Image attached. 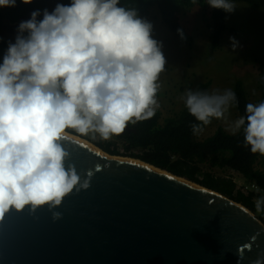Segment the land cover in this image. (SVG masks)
I'll return each mask as SVG.
<instances>
[{
  "label": "clouds",
  "instance_id": "obj_1",
  "mask_svg": "<svg viewBox=\"0 0 264 264\" xmlns=\"http://www.w3.org/2000/svg\"><path fill=\"white\" fill-rule=\"evenodd\" d=\"M207 4L226 13L236 9L232 0ZM15 6L16 0H0V8ZM40 15L34 11L19 24L0 64V219L42 206L54 221L61 219L54 209L74 190L88 189L93 176L89 171L81 180L66 163L65 143H75L67 130L106 141L129 123L153 117L159 107L166 59L152 37L153 25L136 9L120 0H71L51 13L45 9L42 20ZM178 34L183 38L182 30ZM181 99L197 121L191 126L194 135L213 119H224L237 103L231 89L186 90ZM227 130L232 135L243 130L244 146L264 156V101L248 103L246 115ZM255 206L264 210V197Z\"/></svg>",
  "mask_w": 264,
  "mask_h": 264
},
{
  "label": "water",
  "instance_id": "obj_2",
  "mask_svg": "<svg viewBox=\"0 0 264 264\" xmlns=\"http://www.w3.org/2000/svg\"><path fill=\"white\" fill-rule=\"evenodd\" d=\"M22 1V0H21ZM51 13L57 0H32ZM81 180L54 209L0 219V264H254L264 224L229 198L140 160L109 155L70 137Z\"/></svg>",
  "mask_w": 264,
  "mask_h": 264
},
{
  "label": "trees",
  "instance_id": "obj_3",
  "mask_svg": "<svg viewBox=\"0 0 264 264\" xmlns=\"http://www.w3.org/2000/svg\"><path fill=\"white\" fill-rule=\"evenodd\" d=\"M71 0H62L63 5H69ZM232 2L245 3L251 7L259 8L264 12V0H232ZM120 5L137 10L141 18L148 16L152 7H156L161 23L178 39L185 40L183 29L176 22V14L183 8L201 7L206 5L209 9L211 32L208 49L215 51L219 47L222 33L226 30L225 17L227 13L220 9H214L207 4V0H120ZM32 4H24L16 0L15 7L0 8V59L4 57L10 43L2 36V29L6 24H14L24 17ZM40 16L38 20H42ZM234 33V29L227 28ZM182 30L183 38L178 34ZM26 35V34H25ZM259 102L264 101V64L257 62ZM211 82L198 83L191 90L205 91L209 93ZM232 91L235 92L237 103L232 105L238 118L246 115V105L249 103L242 82H234ZM161 113L155 111L153 117L141 120L135 124L129 123L128 128L116 139L124 142L125 151L129 157L140 160L161 170H165L175 176L182 177L202 187L213 190L230 200L239 203L251 213L256 214V203L253 198L264 197V156L253 154L244 146L243 130L236 135L229 134L222 127L208 137L199 139L192 132L191 126L195 121L184 106L171 117L163 119L159 123ZM205 127V126H204ZM204 129V128H203ZM112 143L102 145L97 143L103 152L119 156ZM209 165L221 170L231 169L240 174L241 179L247 183H255L261 194L249 193L247 196L235 190L231 180L223 175H213L212 172L202 170V165ZM259 220L264 224V210L259 211Z\"/></svg>",
  "mask_w": 264,
  "mask_h": 264
},
{
  "label": "rangeland",
  "instance_id": "obj_4",
  "mask_svg": "<svg viewBox=\"0 0 264 264\" xmlns=\"http://www.w3.org/2000/svg\"><path fill=\"white\" fill-rule=\"evenodd\" d=\"M233 3L236 9L227 13L226 30L222 33L219 47L215 51L208 49L211 24L206 5L183 8L176 14V22L183 29L185 40L178 39L161 23L156 7H152L144 18L153 25L152 37L162 44L166 59L165 70L159 77L160 88L156 97L159 104L156 110L161 113L159 123L177 113L182 108L184 101L181 97L185 91L191 90L200 82L210 81L209 94H212L223 93L226 89L232 90L234 82L240 80L249 103H259L257 62L264 64V12L245 3ZM227 28H232L235 32L231 33ZM10 34L6 31L2 36L8 37ZM236 119L238 114L231 106L224 119H213L197 137H208L217 127H222L231 134L227 130L228 126ZM67 131L99 150L101 149L97 147V143L104 145L111 142V147L120 153L119 157L130 158L129 153H136L125 151L124 142L114 136L105 141L98 136L93 139L91 135L82 137L73 130ZM202 170L212 172L213 175L227 174V169L212 168L207 164L202 165ZM254 215L259 218L258 212Z\"/></svg>",
  "mask_w": 264,
  "mask_h": 264
},
{
  "label": "built area",
  "instance_id": "obj_5",
  "mask_svg": "<svg viewBox=\"0 0 264 264\" xmlns=\"http://www.w3.org/2000/svg\"><path fill=\"white\" fill-rule=\"evenodd\" d=\"M3 62V57L0 59V64ZM226 179H229L232 181V183L235 185V190L242 193L243 195L247 196L249 193H254L255 195L261 194L260 189L257 187L255 183H247L241 179V176L239 173H237L234 170L227 168V174L224 175ZM258 200L257 197L253 198V201L256 203Z\"/></svg>",
  "mask_w": 264,
  "mask_h": 264
},
{
  "label": "flooded vegetation",
  "instance_id": "obj_6",
  "mask_svg": "<svg viewBox=\"0 0 264 264\" xmlns=\"http://www.w3.org/2000/svg\"><path fill=\"white\" fill-rule=\"evenodd\" d=\"M57 1H62V0H57ZM32 4V3H31ZM39 10L41 15L43 17V9H41L39 6H37L36 4H32L31 8H30V11L22 18H20L16 23L14 24H6L3 29H2V33H5L6 31L8 33H11L10 36L6 37L7 39L9 40H15L16 39V36L18 35V27H19V24L23 21H27L31 18V14L34 12V11H37ZM39 16V17H40ZM39 17L37 19H39ZM128 128V126L126 127Z\"/></svg>",
  "mask_w": 264,
  "mask_h": 264
},
{
  "label": "bare ground",
  "instance_id": "obj_7",
  "mask_svg": "<svg viewBox=\"0 0 264 264\" xmlns=\"http://www.w3.org/2000/svg\"><path fill=\"white\" fill-rule=\"evenodd\" d=\"M70 137H72V138H74V139H77V140H79L78 138H75L74 136H72V135H70ZM79 141H81V140H79ZM81 142H83V143H86V142H84V141H81ZM90 145V144H89ZM91 146V145H90ZM91 147H93V146H91ZM93 148H95V147H93ZM95 149H97V148H95ZM97 150H99V149H97ZM135 161H137V160H135Z\"/></svg>",
  "mask_w": 264,
  "mask_h": 264
}]
</instances>
